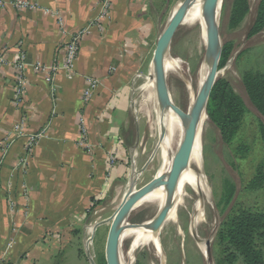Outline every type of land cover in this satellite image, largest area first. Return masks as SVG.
Returning a JSON list of instances; mask_svg holds the SVG:
<instances>
[{
  "label": "crops",
  "instance_id": "0c3cea01",
  "mask_svg": "<svg viewBox=\"0 0 264 264\" xmlns=\"http://www.w3.org/2000/svg\"><path fill=\"white\" fill-rule=\"evenodd\" d=\"M0 1L5 3L0 52L8 62L0 67V261L62 264L69 256L80 258L71 246L81 242L96 218L110 217L100 212L137 167L130 149L136 146V158L141 142L132 125L130 83L141 67L150 68L157 21L169 0H111L108 19L96 24L102 0H21L38 6L24 11L14 7L17 0ZM83 29L87 34L78 48L74 78L59 74L47 84L34 66L61 64L69 37ZM18 53L25 57L27 78L21 111L12 103L9 64ZM87 76L98 79L99 87L85 106ZM80 118L93 146L90 154L77 146ZM19 120L26 135L46 132L30 153L26 138L12 141ZM6 141L12 143L4 151ZM111 156L115 164L109 168ZM11 241L13 248L5 254Z\"/></svg>",
  "mask_w": 264,
  "mask_h": 264
},
{
  "label": "rangeland",
  "instance_id": "374dc122",
  "mask_svg": "<svg viewBox=\"0 0 264 264\" xmlns=\"http://www.w3.org/2000/svg\"><path fill=\"white\" fill-rule=\"evenodd\" d=\"M180 1L169 0L166 14L160 21H157L158 36ZM259 4L260 0H222V6L217 17V35L220 41L217 71L220 72L223 68L228 67V72L217 77V80L222 79L229 83L247 111L243 117L240 131L231 145H225L222 142L216 127L209 119V123L202 134L201 156L203 173L210 189V201L205 209V219L197 227L196 232L190 235L188 223L191 211L183 209L179 212L177 226L168 223L161 229L158 235V250L161 251L164 258L163 264H231L224 262L223 251L227 249L228 245L220 235L228 223L229 215L242 211V209L264 214V190L248 191L245 189L248 181L254 176L256 167L262 165L264 169V147L258 132V126L260 123L264 124V120L249 101L243 84L244 74L254 76L256 73L264 72V31L248 38ZM242 10L244 11L242 19L235 25L231 24L232 19ZM192 33L194 32H187L184 28L179 27L170 45L169 56L181 62L182 73L181 76L170 75L167 77L168 90L174 105L183 110L187 106L185 104L187 92L183 80L193 82L200 61L206 57V49L203 50L198 46L196 36H193ZM224 53H228V57L223 62ZM150 75L152 73L150 74L149 67L146 69L141 67L139 73L132 78L130 83L132 125L134 124L135 129L138 128L139 141L141 142L136 158H133L136 146L130 149L131 161L134 160L138 167L135 170H141L153 156V161L146 166L140 176V182L135 187L137 191L154 178L158 164L156 158V141L159 135L158 117L156 116L158 110L155 96H153L154 89L149 87ZM132 143L133 140L131 139ZM241 144L247 148L242 158L235 152ZM227 184L233 185L235 189L233 198L225 205L222 195L223 190L228 188ZM124 186L126 187V185H122L120 191ZM158 209V202H150L136 211L130 212L125 221L130 226H140L150 221ZM105 211L108 213L106 212L104 218L113 215L116 211L114 201L110 202L100 214ZM99 218H96L92 225L99 223L101 221ZM109 227L101 225L96 228L89 245L87 235H83L80 243H74L71 246V251L75 255L79 253L80 258L76 259L69 256L68 260L61 261L62 264H107L106 239ZM178 228L182 230V234H178ZM87 230L85 231L87 232ZM206 241L210 242L209 260L206 258V254L202 255L197 248L198 244H205ZM132 243L133 238L129 237L120 247L122 264H159L157 259L153 257V251L139 245L132 250ZM232 264L242 263L238 261Z\"/></svg>",
  "mask_w": 264,
  "mask_h": 264
},
{
  "label": "bare ground",
  "instance_id": "6f19581e",
  "mask_svg": "<svg viewBox=\"0 0 264 264\" xmlns=\"http://www.w3.org/2000/svg\"><path fill=\"white\" fill-rule=\"evenodd\" d=\"M184 1L185 0H181L180 3H183ZM204 3L205 0H191L188 3V7L186 10L187 12L184 17V20L180 25V27L184 28L187 32L193 31L194 33H192V35L194 34L193 36H196L195 38L198 42V46L203 50L206 49V57L205 59L200 61L193 82L183 80V82H185L187 92V96L185 97V104H187V106H185L186 109L184 110L180 109L179 106L178 108L184 111L186 115H188L187 121H182L178 117L177 113L172 109H166L164 111H161L156 101L158 110L156 116L158 117L159 135L156 141L157 157H155L157 158L158 164L153 179H165L168 177L172 161L177 153V149L181 142L184 130L187 127V123H190L192 120L195 103L200 93L206 88L209 76L213 69V65L216 62L214 57L210 55L208 50V34L210 33V31H213L216 34L218 33L217 17L222 6V1L219 0L211 16L205 14ZM178 6L174 8L171 13V16L178 8ZM219 47L220 41L218 39L215 47L216 54L218 53ZM164 69L166 79L170 75L181 76L182 73L181 62L177 59L170 57L169 55L165 59ZM227 72L228 67L225 69L223 68L220 72L216 71V77L225 75ZM150 76L151 81L149 83V87L154 89L153 74ZM153 96H155V92ZM172 104L174 105L173 102ZM208 123L209 118L206 114V109L202 107L195 123V140L188 166L182 169V171L180 172L174 189L171 191H167L165 186L156 185L150 190V192L146 196L140 199L130 211H136L140 207L144 206L145 204H149L150 202H158L159 209L157 210L154 217L147 223H144L140 226H130L125 221L128 215L130 214L129 213L119 223L120 241L118 244L117 264H122L120 258V247L122 243L129 237L133 238V243L131 246L132 250H134L137 245L144 246L149 250L153 251V257L157 259V262L159 264H163L164 258L161 254V251L158 250V235L161 229L168 223L176 226L178 225V215L179 212L183 209H189L191 211L188 223V231L190 235L194 234L197 230V227H199V225L204 222L205 209L208 202L210 201V189L207 185V180L203 173L201 156L203 146L202 134ZM161 131H163V135H161ZM152 158L153 156H151V158L141 170L136 171L134 169V172L130 174L126 187L124 186V188H122V190L119 192L118 197L114 200V208L116 207V211L113 213V215L107 220L101 221L99 223H94L88 228L86 232L88 245L90 244L93 236L94 225L103 223V226H110L116 212L124 202L125 198H127V194L128 192H130V189L133 193L137 191L135 187L138 182H140V176L144 172L146 166L151 161H153ZM159 213L163 214L165 219L162 226L157 228L155 227V220ZM177 232L178 234H182V230L180 228L177 229ZM197 248L202 255H205V244H198Z\"/></svg>",
  "mask_w": 264,
  "mask_h": 264
},
{
  "label": "trees",
  "instance_id": "16d2710c",
  "mask_svg": "<svg viewBox=\"0 0 264 264\" xmlns=\"http://www.w3.org/2000/svg\"><path fill=\"white\" fill-rule=\"evenodd\" d=\"M244 11L237 14L231 24H237L243 17ZM234 15V14H233ZM232 15V16H233ZM264 31V0H260L258 12L248 38L254 37ZM228 53L223 54V62ZM243 84L249 101L259 116L264 120V72L252 75H243ZM206 114L216 127L222 142L225 145L234 143L246 114V108L241 99L233 92L225 80L219 79L212 87ZM259 135L264 147V124H259ZM247 148L241 144L235 152L242 156ZM223 190V204L227 205L233 198V185L227 184ZM248 191L264 190V169L262 165L256 167L254 176L245 187ZM227 242V249L223 251L224 262L242 264H264V214L243 210L234 212L228 217V223L220 234Z\"/></svg>",
  "mask_w": 264,
  "mask_h": 264
},
{
  "label": "water",
  "instance_id": "95a60500",
  "mask_svg": "<svg viewBox=\"0 0 264 264\" xmlns=\"http://www.w3.org/2000/svg\"><path fill=\"white\" fill-rule=\"evenodd\" d=\"M191 0H185L183 3L181 2L178 8L175 10L173 15L168 19L163 31L159 35L155 49L153 51L151 65H150V74H153L154 80V92L156 101L159 105L161 111L166 109H172L178 115V117L182 121H187L188 115L178 107L174 106L170 99V93L168 90V84L164 69V62L166 57L170 54V45L172 40L180 27L184 17L186 15V10L188 7V3ZM222 1V0H221ZM219 0H205L204 3V12L206 15L211 16L214 8L216 7ZM218 35L213 31L208 34V50L212 57L215 59V63L213 65V69L208 79V84L206 88L200 93L193 111L192 120L190 123H187V127L184 130L181 142L178 146L177 153L172 161L170 172L168 177L152 179L148 184L142 187L139 191L130 192L127 194V198H125L124 202L116 212L111 225L109 227L107 240H106V262L107 264H117V255H118V244L120 241V230L119 223L130 213L133 206L144 196H146L150 190L156 185H163L167 189V191H171L174 189L178 176L182 169L188 166L190 155L193 149L194 140H195V123L196 119L202 109L204 107L206 109L208 98L212 87L214 86L217 77V62H218V53H215V47L217 44ZM220 49V47H219ZM219 52V50H218ZM161 135H163V131H161ZM164 215L159 213L155 220V227L159 228L162 226L164 222ZM100 223L98 225H102ZM96 225L94 230L97 228ZM205 254L206 258L210 259V242H205Z\"/></svg>",
  "mask_w": 264,
  "mask_h": 264
},
{
  "label": "built area",
  "instance_id": "2783aa9c",
  "mask_svg": "<svg viewBox=\"0 0 264 264\" xmlns=\"http://www.w3.org/2000/svg\"><path fill=\"white\" fill-rule=\"evenodd\" d=\"M111 0H102L99 10V15L97 20L94 21L93 24L99 23L100 21L104 19H108V10L110 7ZM5 6V3L0 1V8H3ZM14 7L18 11H24V10H34L37 9L38 6L32 3H29L27 1H21L17 0L14 1ZM60 25V23H59ZM87 34V30L83 29L79 32H77L74 35H71L66 42L64 55L62 63L59 65H51L48 67H43L40 64H36L34 66L35 71L40 72L43 75L44 81L51 85L54 79L57 75L62 74L66 80H72L75 76V62L78 54V48L80 45V42L84 35ZM1 51V49H0ZM8 64L6 61V58L1 54L0 52V67L2 65ZM9 64L12 67L13 75H14V87L12 91V103L15 106V108L19 111H21L23 106V95L26 89L27 84V78H26V72H25V57L22 53H18L13 61L9 62ZM110 73L114 72V68H111ZM85 87L82 92V103L83 105H88L90 101L92 100L96 90L99 87V81L98 79L94 77H84ZM78 131H79V139L77 140V146L79 148H83L88 154L92 152L93 146L90 145L87 141V132H86V126L84 123L83 118H80L78 123ZM45 130H42L40 133L33 134V135H26L24 133V121L19 120L12 129V141L13 139H19V138H26L25 143V151L26 153H30L33 149V147L36 145L37 141L43 139L46 137ZM12 141H6L5 149L8 148V146L12 143ZM115 164V158L109 157V163L108 166L111 168ZM13 248V242L11 241L7 246L5 250V254H7L11 249ZM0 264H8L4 260L0 261Z\"/></svg>",
  "mask_w": 264,
  "mask_h": 264
}]
</instances>
